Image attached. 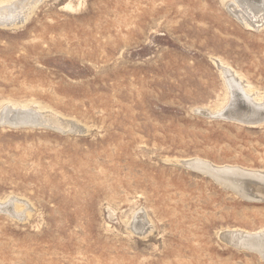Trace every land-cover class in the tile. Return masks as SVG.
I'll use <instances>...</instances> for the list:
<instances>
[{
	"label": "rangeland",
	"instance_id": "1",
	"mask_svg": "<svg viewBox=\"0 0 264 264\" xmlns=\"http://www.w3.org/2000/svg\"><path fill=\"white\" fill-rule=\"evenodd\" d=\"M233 2L0 0V113L43 119L0 123V264H264L222 236L264 186L183 164L264 171V121L218 116L229 74L264 100V4Z\"/></svg>",
	"mask_w": 264,
	"mask_h": 264
},
{
	"label": "bare ground",
	"instance_id": "2",
	"mask_svg": "<svg viewBox=\"0 0 264 264\" xmlns=\"http://www.w3.org/2000/svg\"><path fill=\"white\" fill-rule=\"evenodd\" d=\"M233 1H234L233 5L235 7L234 10L240 14L243 20L247 21L248 23L250 22V24H252L258 21L259 18L261 17V16L257 17V15L259 14L260 9L264 4V0H233ZM18 13L21 12L18 11ZM11 14H14V12ZM0 17H1L0 21L1 19H3L2 23L10 22L8 20L9 19L8 15L4 13H0ZM10 18L12 19L13 15H11ZM5 19L7 20V22L5 21ZM228 77L229 78L227 80L230 86V95H231L230 101L223 110H220L218 112V115L220 114L221 116H225L226 114V117L228 116L231 118L236 116V117L244 118L245 120H249V122H256L258 120L264 119V100L256 99L254 93L253 92L250 93L251 91H247L243 83L240 82L238 80L239 78H236L234 74L233 75L229 74ZM40 120H43L42 116L38 114L36 111L31 110L29 108L28 109L23 108V110L21 108L17 110L6 109L2 113H0L1 124H9L10 126H15V127L40 125L41 124ZM193 161H195L197 164L200 165V167L198 165L197 168L204 169L208 173H211L213 176H215L225 185L228 186L233 185L237 187V189L235 190L244 196H248V197L251 196L249 191H247L249 189V185L251 186L257 184L260 186L261 185L264 186V171L247 169L241 166L237 167L236 165H235L236 167L230 165L227 166V168H224L226 166L224 165V167L221 168L220 166L216 167L215 165L207 161L206 162L202 160H193ZM205 164L208 165V167L204 166ZM215 172H217V174H215ZM239 181L240 182L243 181L248 184L245 186L246 188L245 190L243 187L240 188L236 186V184H238ZM262 192L261 194L263 195L262 196L263 198L261 197V199H264V188ZM254 196L251 198H254ZM222 236L223 238L231 242V244L233 243L237 246H241V247L247 246L246 248L249 247L255 249L256 251L261 253V255L264 257V230L256 231L253 233L244 230H227L222 233Z\"/></svg>",
	"mask_w": 264,
	"mask_h": 264
},
{
	"label": "water",
	"instance_id": "3",
	"mask_svg": "<svg viewBox=\"0 0 264 264\" xmlns=\"http://www.w3.org/2000/svg\"><path fill=\"white\" fill-rule=\"evenodd\" d=\"M218 116H221L220 114L218 115ZM225 116H226V114H225ZM229 118H231V117H229ZM232 119H234V120H238V121H241V122H247V123H258V122H261V121H264V119H261V120H258V121H256V122H249V120H245L244 118H240V117H232ZM39 126V125H38ZM184 165H186V166H188V167H191V168H195V166H196V168L198 167V165L199 164H197L195 161H193V160H187V161H184V163H183ZM199 167H200V165H199ZM215 174H217V172H215ZM225 185V184H224ZM226 186H228V185H226ZM236 186H238V187H243V188H245V186H246V182H238V184H236ZM228 187H230V188H232V189H237V187H235V186H228ZM235 245V244H234ZM237 246V245H236ZM242 246H245V245H242ZM245 247H247V246H245ZM245 247H243V248H245ZM240 248V247H239ZM246 249H250V250H255V249H252V248H246ZM256 251V250H255ZM258 252V251H257Z\"/></svg>",
	"mask_w": 264,
	"mask_h": 264
}]
</instances>
